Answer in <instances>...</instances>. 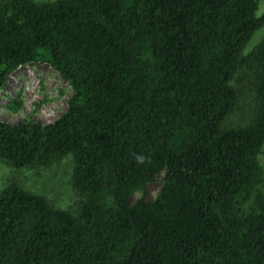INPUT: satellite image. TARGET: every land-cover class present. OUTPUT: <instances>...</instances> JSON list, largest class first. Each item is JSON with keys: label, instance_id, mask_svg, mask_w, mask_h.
<instances>
[{"label": "trees", "instance_id": "1", "mask_svg": "<svg viewBox=\"0 0 264 264\" xmlns=\"http://www.w3.org/2000/svg\"><path fill=\"white\" fill-rule=\"evenodd\" d=\"M258 1L0 0V97L36 62L73 91L51 124L0 120V162L70 156L79 198L3 187L0 264H264V35L244 54ZM248 69L251 112L227 126Z\"/></svg>", "mask_w": 264, "mask_h": 264}, {"label": "rangeland", "instance_id": "2", "mask_svg": "<svg viewBox=\"0 0 264 264\" xmlns=\"http://www.w3.org/2000/svg\"><path fill=\"white\" fill-rule=\"evenodd\" d=\"M264 13V0L258 1L257 16ZM264 35V25L255 32L244 49V54L251 51ZM248 71L237 72L238 78L234 86L240 93L237 104L228 116L225 125H236L241 116L251 111L252 96L245 95L244 88L248 86L243 80V74ZM250 76V73H248ZM249 87V86H248ZM0 97V120L11 125L24 121L40 124H51L67 109L68 101L73 96L69 83L49 64L36 62L18 68L9 78V83ZM251 96V97H250ZM21 103L19 110L12 112L6 108L11 102ZM264 163V159L261 160ZM73 163L68 156L48 168L14 169L0 162V190L8 184H17L26 191L43 196L54 207L71 209L78 201L77 194L71 187ZM161 176L154 183L147 186L146 199L152 201L160 191ZM141 193H135L131 201L135 203Z\"/></svg>", "mask_w": 264, "mask_h": 264}]
</instances>
